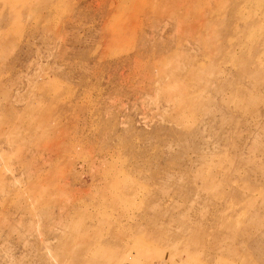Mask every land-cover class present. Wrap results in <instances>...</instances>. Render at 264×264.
I'll return each mask as SVG.
<instances>
[{
  "label": "rangeland",
  "instance_id": "374dc122",
  "mask_svg": "<svg viewBox=\"0 0 264 264\" xmlns=\"http://www.w3.org/2000/svg\"><path fill=\"white\" fill-rule=\"evenodd\" d=\"M0 264H264V0H0Z\"/></svg>",
  "mask_w": 264,
  "mask_h": 264
}]
</instances>
